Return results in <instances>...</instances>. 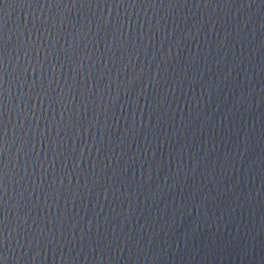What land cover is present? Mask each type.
I'll use <instances>...</instances> for the list:
<instances>
[{"label":"water","instance_id":"95a60500","mask_svg":"<svg viewBox=\"0 0 264 264\" xmlns=\"http://www.w3.org/2000/svg\"><path fill=\"white\" fill-rule=\"evenodd\" d=\"M0 264H264V0H0Z\"/></svg>","mask_w":264,"mask_h":264}]
</instances>
